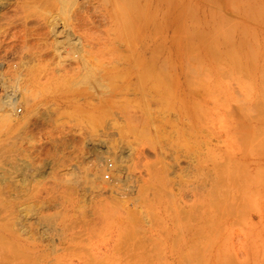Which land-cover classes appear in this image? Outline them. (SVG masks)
I'll return each mask as SVG.
<instances>
[{
	"label": "rangeland",
	"instance_id": "rangeland-1",
	"mask_svg": "<svg viewBox=\"0 0 264 264\" xmlns=\"http://www.w3.org/2000/svg\"><path fill=\"white\" fill-rule=\"evenodd\" d=\"M152 23V62L105 98L17 69L35 35L0 48V80L25 84L0 112V264H264V0H155Z\"/></svg>",
	"mask_w": 264,
	"mask_h": 264
},
{
	"label": "bare ground",
	"instance_id": "bare-ground-1",
	"mask_svg": "<svg viewBox=\"0 0 264 264\" xmlns=\"http://www.w3.org/2000/svg\"><path fill=\"white\" fill-rule=\"evenodd\" d=\"M154 2L155 0H0V48H3L5 52L8 46L7 50L13 52L16 41L24 42L22 46H26L27 36L35 35L37 37L34 36V38L43 40V48H38L41 44L37 41L39 50L35 52L29 49L28 53L17 56L18 60L15 61L18 64L17 69L32 62H38L48 67L54 65L53 69L63 71L65 74L77 71L80 73L81 83L87 84L92 93L105 98L108 86L105 82L107 76L110 74L117 76L123 70L133 72L142 61L152 62L155 48L152 38ZM142 17L145 24L144 43L140 44L138 30ZM125 23L128 24L129 32L130 29L133 30L130 35L133 34L134 39L137 38L135 42L133 36L131 37L132 44L131 42L126 44V37L124 38L123 34ZM6 37L10 41L3 46L4 42L1 38ZM33 40L31 38V42ZM28 41L30 42V39ZM48 49L50 53L46 52ZM23 81L22 79L19 84L13 85H5L4 81L0 82V112L5 111L4 108L7 106H14L16 102L24 98ZM118 91V88L112 89L110 96H116ZM60 104L57 103L54 108H63ZM98 108L110 109L104 106ZM78 109L80 111L85 107L78 106ZM139 150L138 155L145 157L144 151ZM100 152L98 146L92 145V160L102 162L105 156H102ZM115 159L118 163L116 165L118 174V171L122 169V152L118 151ZM91 171L89 174H94ZM146 174L147 178L151 176L149 172ZM146 177L142 171L137 176L138 180L142 181L146 180Z\"/></svg>",
	"mask_w": 264,
	"mask_h": 264
},
{
	"label": "built area",
	"instance_id": "built-area-1",
	"mask_svg": "<svg viewBox=\"0 0 264 264\" xmlns=\"http://www.w3.org/2000/svg\"><path fill=\"white\" fill-rule=\"evenodd\" d=\"M113 168V162L110 158H107L105 161V170L103 171L102 177L104 180H110V169Z\"/></svg>",
	"mask_w": 264,
	"mask_h": 264
}]
</instances>
